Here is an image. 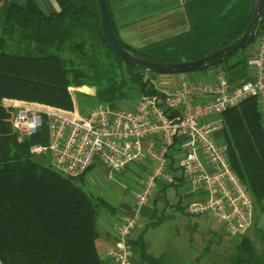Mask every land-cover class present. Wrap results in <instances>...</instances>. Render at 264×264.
I'll return each instance as SVG.
<instances>
[{"label":"trees","instance_id":"1","mask_svg":"<svg viewBox=\"0 0 264 264\" xmlns=\"http://www.w3.org/2000/svg\"><path fill=\"white\" fill-rule=\"evenodd\" d=\"M56 2L58 9L47 12L38 0H0V264H109L97 244L106 228L98 227V216L104 208L112 214L119 209L106 196L84 187L92 167L79 176L55 169L47 156L46 126L32 136L21 134L12 124L14 110L3 100L16 98L69 110L74 106L70 86L94 87L97 104L112 107L141 95L161 94L154 79L157 73L132 66L112 50L96 0ZM109 11L124 47L163 61L205 55L236 39L250 20L207 50L185 58L162 57L123 42L110 6ZM263 28L264 16L257 36ZM231 57L216 65L232 69L246 62L240 58L229 64ZM222 116V140L230 164L250 189L255 210L264 211V116L258 98L250 96ZM156 212L157 208L152 218ZM130 242L138 255L136 264H163L147 252L142 235ZM231 259L233 264H264L263 254L247 237Z\"/></svg>","mask_w":264,"mask_h":264},{"label":"built area","instance_id":"2","mask_svg":"<svg viewBox=\"0 0 264 264\" xmlns=\"http://www.w3.org/2000/svg\"><path fill=\"white\" fill-rule=\"evenodd\" d=\"M255 40L250 59L254 78L240 84L230 83L226 72L219 70L212 82L184 80L158 87L160 95H141L128 106L97 104L85 115L39 102L3 100L14 110L12 124L21 134L32 136L46 126V149L59 172L79 176L98 164L111 172L129 168L145 172L142 185L133 191V209L115 225L116 244L106 251L109 264H132L130 238L140 208L157 193L160 179L175 182L166 171L177 167L191 191L205 194L186 206L190 215L212 214L231 235L245 234L251 227L252 193L217 136L225 129L222 113L250 96L258 98L264 116V28Z\"/></svg>","mask_w":264,"mask_h":264},{"label":"crops","instance_id":"3","mask_svg":"<svg viewBox=\"0 0 264 264\" xmlns=\"http://www.w3.org/2000/svg\"><path fill=\"white\" fill-rule=\"evenodd\" d=\"M47 12L56 11L58 5L56 0H38ZM113 15L114 22L117 27L120 39L134 48H143L146 52L162 56V57H181L185 58L192 54L207 50L225 40L235 30L243 26L251 17L254 7V0H108ZM257 43V42H256ZM256 43L249 52H242L240 55L233 56L229 59V64L234 63L240 58H244L246 62L239 66L226 69L222 65H214L202 70V76L198 78L195 72L177 73L175 76L176 83L187 80L189 82H212L215 80L216 73L224 70L227 79L232 84H240L242 82L252 80L254 78V68L250 64V59L254 53ZM171 79V78H170ZM158 86V85H157ZM159 87V86H158ZM165 87V86H164ZM81 92L94 95L96 89L94 87H77ZM135 99H130L123 103L128 106L134 103ZM206 99V97H201ZM89 111V110H88ZM87 111V112H88ZM84 113L83 115L87 114ZM80 113V112H79ZM82 114V113H80ZM220 135V133L218 134ZM98 166L109 168L104 164ZM102 168V167H101ZM110 172V170H109ZM173 173V172H172ZM174 174V173H173ZM185 179L181 176V179ZM188 183V181L185 179ZM176 184V176L175 182ZM163 190L167 187V182L163 184ZM137 190V189H136ZM133 190V191H136ZM157 198L160 191L157 192ZM204 192L191 191L188 184V192L185 195L187 205L192 201L198 200L204 196ZM161 201L164 202L163 199ZM152 202L140 208L141 216H152ZM119 206L116 222L109 228L103 229L101 238L103 239V256L108 259L106 251L116 244L117 231L115 225L120 222L122 214L130 211L134 207V199L123 200ZM264 211H262L263 213ZM210 223L208 235H213L219 241L225 238L223 232L217 231L220 221L212 214L193 215ZM257 213L254 212L253 223L244 237L249 238L256 247V237L254 235L256 227ZM224 227V226H223ZM225 229V228H224ZM197 231V226L193 227ZM202 233L203 240H207L208 235ZM259 236L264 247V230ZM262 237V238H261ZM146 250L155 257H160L163 264H192L183 257L174 248H167L161 254H154L149 251V245L142 237ZM226 239V238H225ZM132 240V234H131ZM137 240V239H134ZM239 242V243H240ZM237 243L235 246L239 244ZM229 244V243H228ZM229 246H232L229 244ZM262 254V251L260 252ZM228 255V254H227ZM227 255L226 258H227ZM138 255L133 251L132 264H136ZM229 259V258H228ZM199 258L196 260L198 264ZM230 260V259H229ZM232 260V259H231ZM230 260V261H231Z\"/></svg>","mask_w":264,"mask_h":264},{"label":"rangeland","instance_id":"4","mask_svg":"<svg viewBox=\"0 0 264 264\" xmlns=\"http://www.w3.org/2000/svg\"><path fill=\"white\" fill-rule=\"evenodd\" d=\"M255 43L256 40L250 43L243 52L251 51ZM202 70L195 71L198 78L202 76ZM176 74H157L154 78L155 83L159 87L177 85L175 84L176 80H174ZM83 86L88 87V85ZM70 88H72L70 91L74 93V106L72 109H69L70 111L77 110L84 114L91 107L97 105L96 99L92 95L79 91L75 86H70ZM222 137L223 134L217 136V140L220 143H223ZM47 156L50 158L49 155ZM101 167L95 165L87 171L84 187L88 188L90 192L106 196L110 199L111 204L113 203L112 205L120 204L123 200L132 199L133 190L139 189L145 179V172L141 170H135L136 172L132 174L128 169L126 171L109 172L106 167ZM166 173L176 176V184L167 182L168 185L163 190V184L164 182L166 183V180L160 179L158 181L160 196L155 205L153 200L157 197L158 193L150 200L153 210L157 208V215L154 218L151 216L140 217L136 228L132 232V239H139L142 235L149 245V251L156 255L161 254L167 248H174L176 251L178 250L177 252L179 254L189 260V262L194 261L197 263L196 260L199 258L198 264H233L231 256L236 252L235 245L240 242L242 235L229 234L224 229L223 224L220 223L217 231L223 232L226 239L224 238L223 241L220 240L219 244H217L214 236L206 233L209 231L210 223L197 218L198 216L190 215L186 211L188 201L185 200V195L188 192V183L185 179H181V176H184L182 170L177 167L173 172L174 174L169 172V170ZM79 184H82V181H79ZM118 213L116 216L119 215ZM256 213L258 216L254 235L256 237L259 234L256 237V249L259 254L262 251L264 256V247L262 249L263 240L259 238V236H262L261 232L264 230V212L255 210ZM114 216L115 213L112 214L109 209H102L98 216V227L109 228L112 226L116 222ZM158 217H162L160 222L155 225L151 224ZM195 225L197 226V231L193 230ZM202 233H206L209 236L207 240H203ZM228 243L232 246H229ZM97 244L103 254V239L101 237L98 238ZM225 255H227V258Z\"/></svg>","mask_w":264,"mask_h":264},{"label":"water","instance_id":"5","mask_svg":"<svg viewBox=\"0 0 264 264\" xmlns=\"http://www.w3.org/2000/svg\"><path fill=\"white\" fill-rule=\"evenodd\" d=\"M96 3L102 31L112 50L132 66L157 74L195 72L224 61L255 40L264 16V0H254L250 20L236 39L197 58L163 61L144 57L124 47L114 32L107 0H96Z\"/></svg>","mask_w":264,"mask_h":264}]
</instances>
